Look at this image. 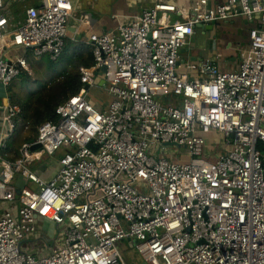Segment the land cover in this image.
<instances>
[{
    "label": "built area",
    "instance_id": "1",
    "mask_svg": "<svg viewBox=\"0 0 264 264\" xmlns=\"http://www.w3.org/2000/svg\"><path fill=\"white\" fill-rule=\"evenodd\" d=\"M3 7L0 264H126L122 241L143 264H264V0H155L87 35L93 64L80 69V90L14 160L4 150L21 107L6 88L30 74L29 57L61 56L74 8L36 0L12 23ZM235 18L248 26L236 69L211 59L182 69L180 50L197 25ZM89 90L111 100L100 107ZM51 157L56 168L44 179ZM38 219L58 229L46 255L22 247L42 240L28 241Z\"/></svg>",
    "mask_w": 264,
    "mask_h": 264
},
{
    "label": "rangeland",
    "instance_id": "2",
    "mask_svg": "<svg viewBox=\"0 0 264 264\" xmlns=\"http://www.w3.org/2000/svg\"><path fill=\"white\" fill-rule=\"evenodd\" d=\"M75 1V0H74ZM87 1H91L95 5V10L99 12H103L106 10L108 5L111 3L112 0H77L78 5L81 7H85V3ZM36 0H3V3H6V11L4 13L10 18L12 23H16L17 21H20L22 17L25 14V8L28 7L29 5H34ZM147 0H140L139 3H146ZM145 4V6H146ZM137 8L136 2L134 4V9ZM238 22V23H237ZM244 22V21H243ZM212 30H204V34L200 35L201 29L197 30L198 36L197 38H201L202 41L205 43L209 44L211 42L214 47H215V54L217 56V64L221 66V62L225 61V59H230V63L232 66L237 61V56L235 47H237V43L243 41L242 39V33L244 31V25L242 24L240 26V22L238 20H235L233 23H224V22H218V23H212L211 24ZM248 28V26H247ZM70 39V38H69ZM68 39V40H69ZM71 40V39H70ZM230 42L231 43V48L227 49L226 44ZM243 46V45H241ZM234 48V49H233ZM193 55L199 58V54H201L200 50H192L191 52ZM204 58V55H202ZM181 60H185V63L182 64V69L184 70L186 65L190 64L188 63L189 57H187L186 52L181 54ZM221 58V60H220ZM29 59V67H30V74L27 76L29 77V82L27 83V77L26 75H20L16 79H14L10 85L6 88V93L9 95L12 94H21V91H23V88L26 86L29 88H36V85L41 84L48 79H51L55 77L60 71L68 68V62L66 58L61 59L60 61L56 63H50V59L48 56H43L42 58L35 60L31 57ZM194 63V62H192ZM195 64V63H194ZM192 65V64H191ZM197 65V64H196ZM192 65V66H196ZM222 67V66H221ZM190 73L192 71L190 70ZM28 84V85H27ZM25 91V90H24ZM89 101L94 102L98 106L102 107L104 106L103 104L105 101L108 100L107 95L105 94V91H97V90H89ZM15 133V132H14ZM33 136V130L31 128L28 129H19L16 134H13L12 137L6 142V148L4 152H7L9 150H13L16 152L18 157V151L21 145L24 143L26 137H32ZM208 145H213L216 146V149L218 150L217 144L220 143L218 134L216 132H211L208 136ZM10 143H12V148H9ZM9 148V149H8ZM173 148V147H172ZM218 152V151H216ZM184 162H186L187 157L183 156ZM47 164H48V170L47 173L45 174H40V177L47 179L50 178L53 175V170L56 168V162L55 159L48 158L47 159ZM59 237L58 234V229L53 225H42L37 223V232L34 236H31L28 241H33L37 239H42L41 241L35 242V243H26L23 244V249L34 251L33 254L37 255V253H41L42 255L47 254V246H51L54 239ZM47 246H46V244ZM35 248V249H31ZM135 249L132 248L130 249V252L127 254L125 252L126 256L131 260V264H137V259L135 253ZM138 257V255H137ZM139 258V257H138Z\"/></svg>",
    "mask_w": 264,
    "mask_h": 264
},
{
    "label": "crops",
    "instance_id": "3",
    "mask_svg": "<svg viewBox=\"0 0 264 264\" xmlns=\"http://www.w3.org/2000/svg\"><path fill=\"white\" fill-rule=\"evenodd\" d=\"M17 1H20V0H17ZM139 1L140 0H112L105 11L99 12L95 10L96 4H93L91 1H87L85 3V7H81L80 5H78L77 0L75 1L72 0L74 11L68 22L67 39L70 38L71 41H74V42H85L84 40L86 39L87 35L92 34V33L98 34V33L111 31L116 27L118 23L138 16L142 10L151 8L155 2V0H147L148 2L146 4V3H139ZM135 2L137 5L136 9H134ZM173 2L177 3L178 5L185 4L188 6V4H190V0H173ZM5 4L6 3H4V7L2 9L3 12L8 10L6 9ZM235 20H238L240 22V26L242 24L244 25L242 39H245L246 34H247V25L243 18H235L233 20L224 21V23H228V22L233 23L235 22ZM204 27L201 28L200 31L202 32H200V35H203L205 33ZM197 30L198 29L195 28L194 35L191 37V39L188 40L189 44L187 46H184L180 50V59H182L181 54L186 52L187 57H189L188 63L192 65H196L201 60H204V59L214 60L215 63L217 64L218 55L215 54L216 49L214 45L211 42L207 44L204 41H202L201 38H197L198 36ZM229 44L231 45L230 42L226 44L227 49L230 48ZM195 49L201 51V54H199L198 59L195 55L191 53L192 50H195ZM202 55H204V58ZM192 62H194L195 64ZM217 66H219V68H221L222 70H234L237 68V61L234 64V66H232V64L230 63V59H225V61L221 62L222 67L220 66V64ZM105 94L107 95L108 100L105 101V103L103 104L104 106L102 107L104 108L106 107L108 102L111 100V97L107 93ZM16 181L18 182V184L22 182L20 178H17ZM2 206L6 208L7 204L3 203ZM37 223L42 224V225L52 224L51 222L45 219H38ZM117 246L126 264H131V260L126 256L125 252H127L128 254L130 252V249L133 248L132 242L122 241V242H119ZM136 259L138 261L137 264H141L137 255H136Z\"/></svg>",
    "mask_w": 264,
    "mask_h": 264
},
{
    "label": "trees",
    "instance_id": "4",
    "mask_svg": "<svg viewBox=\"0 0 264 264\" xmlns=\"http://www.w3.org/2000/svg\"><path fill=\"white\" fill-rule=\"evenodd\" d=\"M63 58L69 61L68 68L60 71L55 77L39 85L37 84L36 88L33 89L26 86L21 91V94L9 95L11 103L21 107L20 117L14 134L19 129L23 130L26 125L33 130V136L26 137L27 139H25L24 143L36 137V127L38 125L46 121L56 120V107L64 103L68 98L76 95L82 86L80 82V69L88 68L93 64L91 47L85 42H74L66 39L61 56L55 61L51 60L50 63H56ZM29 79L27 77V83ZM9 148H12V143H10ZM6 153L9 159H16L17 154L14 149ZM17 178L22 180L20 184L16 181ZM23 182L24 180L21 177H16L13 184L16 187H20L23 185Z\"/></svg>",
    "mask_w": 264,
    "mask_h": 264
},
{
    "label": "water",
    "instance_id": "5",
    "mask_svg": "<svg viewBox=\"0 0 264 264\" xmlns=\"http://www.w3.org/2000/svg\"><path fill=\"white\" fill-rule=\"evenodd\" d=\"M203 27H204V26H202V25H197L195 28H197V29H201V28H203ZM212 27H213L212 25H207V26H205L204 28H205L206 30H212ZM229 45H230V44H229ZM179 63L182 65V64L185 63V60H181ZM101 71L104 72V68H102ZM85 89H88V87L85 86ZM4 95H5V93L3 92V88L0 86V96H4ZM37 148H39L38 145L32 147V149H37ZM43 169H44V168H41V170H43ZM16 194H17V195L20 194V190H19V189L16 190ZM141 264H143V263H141Z\"/></svg>",
    "mask_w": 264,
    "mask_h": 264
},
{
    "label": "flooded vegetation",
    "instance_id": "6",
    "mask_svg": "<svg viewBox=\"0 0 264 264\" xmlns=\"http://www.w3.org/2000/svg\"><path fill=\"white\" fill-rule=\"evenodd\" d=\"M246 38V37H245Z\"/></svg>",
    "mask_w": 264,
    "mask_h": 264
}]
</instances>
